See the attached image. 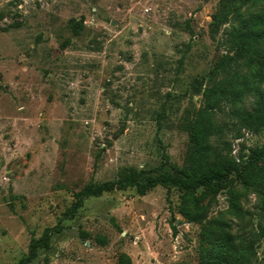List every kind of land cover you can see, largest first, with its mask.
<instances>
[{"label": "rangeland", "instance_id": "rangeland-1", "mask_svg": "<svg viewBox=\"0 0 264 264\" xmlns=\"http://www.w3.org/2000/svg\"><path fill=\"white\" fill-rule=\"evenodd\" d=\"M219 2L0 0V264H19L35 242L30 264H203L217 240L264 264L263 186L210 194L202 222L163 185L90 196L69 213L90 183L187 166L191 124L214 129L215 156L233 157L251 131L242 166L264 147V130L237 116L264 90V69L234 62L218 79L251 91L207 107L208 76L229 54L230 24H212Z\"/></svg>", "mask_w": 264, "mask_h": 264}, {"label": "trees", "instance_id": "trees-1", "mask_svg": "<svg viewBox=\"0 0 264 264\" xmlns=\"http://www.w3.org/2000/svg\"><path fill=\"white\" fill-rule=\"evenodd\" d=\"M258 8V11L252 9ZM229 23L227 31L228 55L211 70L208 81L211 87L205 90L207 107L215 108L225 100L239 101L251 87L243 85L241 90L231 86V80H219L218 76L227 74L234 62L244 61L250 69H264V0H220L212 24L216 28ZM79 33V30H75ZM227 82V85H226ZM258 94L251 110L237 112L241 127L259 133L264 130V90L254 88ZM192 137L189 152V164L185 167L174 166L173 174L159 178L142 177L140 172L124 174L117 182L90 183L78 193V201L70 209V216L82 206L83 200L90 196H101L116 189L135 187L139 195H145L152 188L163 185L178 187L183 191L180 211L190 221L202 222L204 214L200 212V203L210 194L228 188L233 181L242 183L246 189L264 187V147L252 150L249 160L242 166L231 155L212 154L209 139L214 133L210 125L191 124ZM215 156V157H214ZM263 163V164H262ZM203 189V195L197 193ZM39 243H33L30 255L19 264H30L37 256ZM229 242L217 240L214 250L205 253L203 264H249L248 258L229 253Z\"/></svg>", "mask_w": 264, "mask_h": 264}, {"label": "built area", "instance_id": "built-area-1", "mask_svg": "<svg viewBox=\"0 0 264 264\" xmlns=\"http://www.w3.org/2000/svg\"><path fill=\"white\" fill-rule=\"evenodd\" d=\"M251 136H252V132L247 130L242 134V136L236 138L234 144L232 145V154L237 162H241V158H240L241 143L246 139H249Z\"/></svg>", "mask_w": 264, "mask_h": 264}]
</instances>
